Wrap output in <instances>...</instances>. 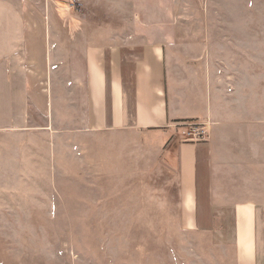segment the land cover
Masks as SVG:
<instances>
[{
    "label": "crops",
    "instance_id": "1",
    "mask_svg": "<svg viewBox=\"0 0 264 264\" xmlns=\"http://www.w3.org/2000/svg\"><path fill=\"white\" fill-rule=\"evenodd\" d=\"M66 1L89 18L51 22L48 1L40 11L0 0V234L42 228L30 222L39 200L17 188L50 183L51 136L110 132L148 143L179 183L191 231L232 235L234 264H264L257 85L227 76L225 56L209 52L210 25L190 21L177 0ZM186 121L208 123V141L176 140L173 125ZM16 256L11 263L26 264Z\"/></svg>",
    "mask_w": 264,
    "mask_h": 264
},
{
    "label": "rangeland",
    "instance_id": "2",
    "mask_svg": "<svg viewBox=\"0 0 264 264\" xmlns=\"http://www.w3.org/2000/svg\"><path fill=\"white\" fill-rule=\"evenodd\" d=\"M25 1L40 11L48 1L51 22L90 16L73 1ZM177 3L190 21L208 22L209 52L225 56L227 76L236 84L257 85L256 131L264 134V0ZM66 131L51 136L50 183H19L21 198L39 200L28 206L30 222L42 228L33 235L0 234L13 248L0 252L8 264L16 255L26 264H234L232 235L219 238L189 229L179 183H170L148 143L110 132ZM173 132L178 140V129ZM209 133L210 128L207 141ZM143 146L147 152L140 150ZM10 189L15 195L13 183ZM41 197L46 204L40 205ZM42 206L43 215L35 210Z\"/></svg>",
    "mask_w": 264,
    "mask_h": 264
},
{
    "label": "built area",
    "instance_id": "3",
    "mask_svg": "<svg viewBox=\"0 0 264 264\" xmlns=\"http://www.w3.org/2000/svg\"><path fill=\"white\" fill-rule=\"evenodd\" d=\"M209 124L206 122H186L173 126L178 129L179 141L183 143H201L206 142L209 132Z\"/></svg>",
    "mask_w": 264,
    "mask_h": 264
}]
</instances>
